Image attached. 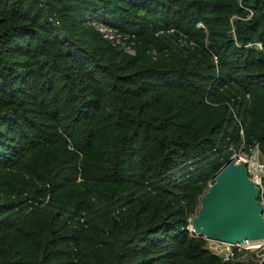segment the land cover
Listing matches in <instances>:
<instances>
[{
    "label": "trees",
    "instance_id": "trees-1",
    "mask_svg": "<svg viewBox=\"0 0 264 264\" xmlns=\"http://www.w3.org/2000/svg\"><path fill=\"white\" fill-rule=\"evenodd\" d=\"M255 149L264 0H0V264H260L190 230Z\"/></svg>",
    "mask_w": 264,
    "mask_h": 264
},
{
    "label": "water",
    "instance_id": "water-1",
    "mask_svg": "<svg viewBox=\"0 0 264 264\" xmlns=\"http://www.w3.org/2000/svg\"><path fill=\"white\" fill-rule=\"evenodd\" d=\"M261 188L250 178L244 161L231 160L214 176L201 199L190 230L210 241L234 244L264 239Z\"/></svg>",
    "mask_w": 264,
    "mask_h": 264
},
{
    "label": "built area",
    "instance_id": "built-area-1",
    "mask_svg": "<svg viewBox=\"0 0 264 264\" xmlns=\"http://www.w3.org/2000/svg\"><path fill=\"white\" fill-rule=\"evenodd\" d=\"M93 24H95L96 28L104 35L105 38L110 39L111 41L116 42L118 44L123 43L122 36L117 33L114 29L110 28L104 23L93 22ZM127 51L131 53L134 52L130 47H127ZM232 158H243L248 169L250 178L256 183L257 186L261 188L260 195L263 196L264 161L261 160L258 149H255L251 153V155L234 154ZM211 242L212 244H216L217 246H223V249H221L220 251H218L217 249H214V251L221 254L224 260L226 261L235 258L236 251H245V254L242 256L243 259L246 258L248 252H252L256 254V262L262 264V262L264 261V239L259 241L244 239L243 241H237L234 244L221 243L216 241Z\"/></svg>",
    "mask_w": 264,
    "mask_h": 264
},
{
    "label": "rangeland",
    "instance_id": "rangeland-1",
    "mask_svg": "<svg viewBox=\"0 0 264 264\" xmlns=\"http://www.w3.org/2000/svg\"><path fill=\"white\" fill-rule=\"evenodd\" d=\"M243 155H246V154H243ZM209 246L211 247V248H213V250L215 249H217L218 251H220L221 249H223V246H220V245H216V244H212V242L210 241L209 242Z\"/></svg>",
    "mask_w": 264,
    "mask_h": 264
},
{
    "label": "bare ground",
    "instance_id": "bare-ground-1",
    "mask_svg": "<svg viewBox=\"0 0 264 264\" xmlns=\"http://www.w3.org/2000/svg\"><path fill=\"white\" fill-rule=\"evenodd\" d=\"M243 160V158H236V163L239 164L241 163ZM255 241H259V240H255Z\"/></svg>",
    "mask_w": 264,
    "mask_h": 264
},
{
    "label": "clouds",
    "instance_id": "clouds-1",
    "mask_svg": "<svg viewBox=\"0 0 264 264\" xmlns=\"http://www.w3.org/2000/svg\"><path fill=\"white\" fill-rule=\"evenodd\" d=\"M192 225V224H191ZM191 227V226H190ZM194 233V232H193ZM210 241V240H209Z\"/></svg>",
    "mask_w": 264,
    "mask_h": 264
}]
</instances>
